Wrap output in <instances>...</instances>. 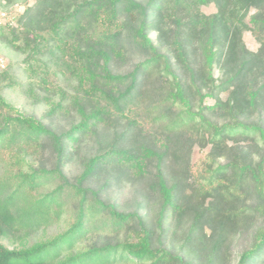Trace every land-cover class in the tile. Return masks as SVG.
<instances>
[{"label":"trees","instance_id":"1","mask_svg":"<svg viewBox=\"0 0 264 264\" xmlns=\"http://www.w3.org/2000/svg\"><path fill=\"white\" fill-rule=\"evenodd\" d=\"M0 40L44 107L0 72V264H264V0H35Z\"/></svg>","mask_w":264,"mask_h":264},{"label":"rangeland","instance_id":"2","mask_svg":"<svg viewBox=\"0 0 264 264\" xmlns=\"http://www.w3.org/2000/svg\"><path fill=\"white\" fill-rule=\"evenodd\" d=\"M14 3L11 5H18L20 8V12L18 13L17 17V27H18V19L23 14L24 10L27 7H30L35 3V0H14ZM2 9V8H0ZM202 11L205 14H213L216 12V9L213 5L208 7H202ZM12 27V28H17ZM7 33V32H5ZM150 38L152 40L155 39V34L150 33ZM243 41L246 47L250 51H256L258 48V41L253 37L250 32H245L243 34ZM0 59L3 61V67L0 66V72L2 71H9L10 75H12L13 85L8 87L4 90L3 95L5 96L6 100L14 107V110L21 114V115H34L40 117L43 114L44 107L42 105H35L31 103L30 100L26 99L23 94V89L25 84L28 81L27 73L24 71L23 65V56L18 52L12 50L8 45L0 40ZM215 77L219 76L218 71L214 72ZM222 98L226 97V94H221ZM212 100H207V104H212ZM207 150L199 151L195 149L192 153V163H198L204 157ZM246 235L248 234H241L236 235L231 239L230 243V251L229 257L230 262L229 264H235L237 261L238 254L241 250L246 248L249 244L248 238Z\"/></svg>","mask_w":264,"mask_h":264},{"label":"built area","instance_id":"3","mask_svg":"<svg viewBox=\"0 0 264 264\" xmlns=\"http://www.w3.org/2000/svg\"><path fill=\"white\" fill-rule=\"evenodd\" d=\"M0 29L17 27V15L20 12L18 5H5L2 3L0 6ZM0 66L3 67V61L0 59Z\"/></svg>","mask_w":264,"mask_h":264}]
</instances>
